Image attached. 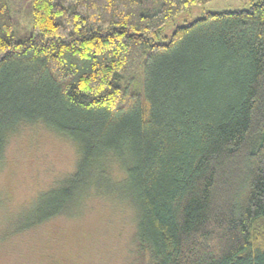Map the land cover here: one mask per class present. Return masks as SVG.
<instances>
[{"label":"trees","instance_id":"trees-1","mask_svg":"<svg viewBox=\"0 0 264 264\" xmlns=\"http://www.w3.org/2000/svg\"><path fill=\"white\" fill-rule=\"evenodd\" d=\"M15 1L0 0V159L35 123L79 153L21 229L95 188L134 209L143 264H264V0L169 29L209 0H24V37Z\"/></svg>","mask_w":264,"mask_h":264},{"label":"rangeland","instance_id":"rangeland-1","mask_svg":"<svg viewBox=\"0 0 264 264\" xmlns=\"http://www.w3.org/2000/svg\"><path fill=\"white\" fill-rule=\"evenodd\" d=\"M17 1L11 3V13L17 34L24 37L30 15L25 1ZM256 1L209 0L177 16L165 29L207 12L246 9ZM78 158L73 142L43 124H22L11 135L0 159V264H143L134 209L95 188L75 202L72 215L63 213L21 229L33 219L38 196L72 173ZM109 161L114 178L123 177L121 166Z\"/></svg>","mask_w":264,"mask_h":264}]
</instances>
